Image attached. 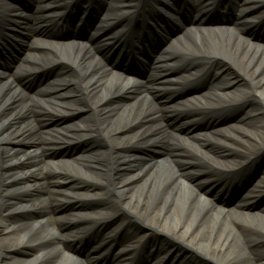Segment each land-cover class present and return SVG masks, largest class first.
<instances>
[{"label": "bare ground", "instance_id": "obj_1", "mask_svg": "<svg viewBox=\"0 0 264 264\" xmlns=\"http://www.w3.org/2000/svg\"><path fill=\"white\" fill-rule=\"evenodd\" d=\"M40 1L45 3L38 0L37 12ZM157 1L152 3L159 6ZM165 1L159 14L179 22L180 7ZM228 1L184 0L196 19L174 35L159 25L166 45L146 79L122 74L107 62L118 41L106 16L89 40H52L41 29L29 31L18 72L0 68V264L100 263L108 254L98 242L84 258L72 249L92 227L79 213L90 198L103 207V219L125 215L136 223L134 234L127 221L117 224L130 237L140 229L144 237L153 236L154 264L167 258V264H191L190 258L193 264H264V202L254 208L264 200V44L253 41L245 26L202 22L226 9ZM131 3L120 1L122 9ZM253 4L260 7L251 20L264 31V0L244 2ZM28 17H18L17 27H25ZM25 32L20 28L13 44L24 43ZM63 61L56 77L37 87L39 93L29 90ZM205 77H210L205 94L180 97ZM160 88L173 100L159 97ZM176 104L187 121L172 123ZM242 109L248 111L238 124L190 131L200 121L216 123ZM70 119L67 143L60 144L50 126ZM83 143L87 147L74 158L51 159L54 151ZM257 163L261 177L235 208L218 203L217 195L231 189L222 179L227 176L235 187ZM67 181L84 192L66 193ZM55 208L73 213L53 217ZM145 256L142 250L140 258Z\"/></svg>", "mask_w": 264, "mask_h": 264}, {"label": "rangeland", "instance_id": "obj_2", "mask_svg": "<svg viewBox=\"0 0 264 264\" xmlns=\"http://www.w3.org/2000/svg\"><path fill=\"white\" fill-rule=\"evenodd\" d=\"M239 5H241V2L238 3ZM188 8V7H187ZM190 9V8H188ZM227 13V12H226ZM186 14V13H184ZM229 14V13H228ZM237 18L235 19H232V17L230 15H227V16H224V14H217V13H213L209 16H207L204 21L207 23V24H213V23H216V24H219V25H232L234 22H236ZM193 22V15L189 12V14H187L186 16H182L180 15V23L178 25V28L179 29H182V27L184 26H188L190 25L191 23ZM74 37H76V33H74L73 35ZM255 39L258 40L257 37H255ZM259 42L260 43H263L264 44V39L263 38H259ZM262 41V42H261ZM50 74V73H49ZM203 88V85L202 87ZM204 89V88H203ZM248 110L247 109H242V110H238V111H229L227 114H223L221 116V121H219V125L220 126H228V125H232V124H238L240 123V118L247 112ZM204 127H208V128H211L212 127V124L211 123H205L203 125ZM80 151V150H78ZM254 181H256V177L253 178ZM254 183V182H253ZM229 196H226L224 199H226V201H229L231 202V204H234V199L236 197H233L231 199H227ZM232 200V201H231ZM264 201H260L259 203L256 204V206L254 207L255 210L262 206ZM231 207V206H230ZM232 208V207H231Z\"/></svg>", "mask_w": 264, "mask_h": 264}]
</instances>
